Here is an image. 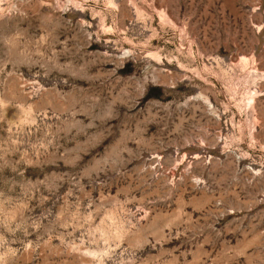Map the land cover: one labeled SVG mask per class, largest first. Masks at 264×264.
<instances>
[{
	"label": "rangeland",
	"instance_id": "rangeland-1",
	"mask_svg": "<svg viewBox=\"0 0 264 264\" xmlns=\"http://www.w3.org/2000/svg\"><path fill=\"white\" fill-rule=\"evenodd\" d=\"M0 264H264V0H0Z\"/></svg>",
	"mask_w": 264,
	"mask_h": 264
}]
</instances>
